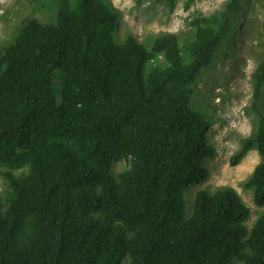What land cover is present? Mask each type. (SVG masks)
Returning a JSON list of instances; mask_svg holds the SVG:
<instances>
[{
	"label": "trees",
	"instance_id": "obj_1",
	"mask_svg": "<svg viewBox=\"0 0 264 264\" xmlns=\"http://www.w3.org/2000/svg\"><path fill=\"white\" fill-rule=\"evenodd\" d=\"M240 1L190 22L189 61L174 34L150 50L116 44L119 16L101 0H58L55 23L32 19L0 48V264H264V214L248 231L233 188L198 190L188 218L184 199L216 154L193 86ZM157 54L166 67L149 65ZM253 78L256 96L264 59ZM252 149L261 163L246 187L264 207L262 115L231 165Z\"/></svg>",
	"mask_w": 264,
	"mask_h": 264
},
{
	"label": "rangeland",
	"instance_id": "obj_2",
	"mask_svg": "<svg viewBox=\"0 0 264 264\" xmlns=\"http://www.w3.org/2000/svg\"><path fill=\"white\" fill-rule=\"evenodd\" d=\"M119 16L113 41L122 44L128 37L135 38L150 50L156 38L174 34L182 52L194 39L190 22L197 16H209L222 10L226 0H176L171 8L159 0H101ZM58 0H0V48L13 42L18 32L32 19L48 25L55 23ZM264 0H241L240 8L230 16L229 31L217 50L211 66L203 71L193 86L192 105L209 123L206 139L215 149V157L204 162L209 178L203 184L185 192L186 218L192 213L194 194L198 190L214 193L233 188L249 209L245 225L250 231L264 207L254 204V190L246 187L254 168L261 163L257 150L252 149L237 165L231 158L237 154L244 139L257 129L264 116V84L255 96L254 73L264 59ZM183 54V56H184ZM189 61V54L184 56ZM150 66L166 67L161 54ZM163 67V68H164ZM128 168L122 160L113 165L117 175ZM0 168V204L4 209L9 191ZM16 176L25 170L14 172Z\"/></svg>",
	"mask_w": 264,
	"mask_h": 264
}]
</instances>
